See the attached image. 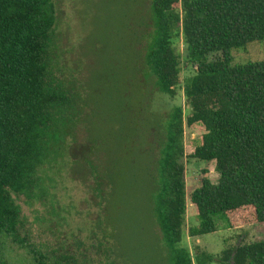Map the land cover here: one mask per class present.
Wrapping results in <instances>:
<instances>
[{"label": "trees", "instance_id": "1", "mask_svg": "<svg viewBox=\"0 0 264 264\" xmlns=\"http://www.w3.org/2000/svg\"><path fill=\"white\" fill-rule=\"evenodd\" d=\"M145 13L146 40L134 55V75L149 77L155 91L174 95L178 36L193 68L180 86L187 111L176 105L161 124L163 139L151 162L150 206L167 264H191V255L179 246L185 210L183 124L200 130L186 157L213 162L217 173L212 182L201 169L198 185L187 194L195 217L188 236L215 231L216 218L225 228L249 219L264 222V56L233 63L230 54L251 41L264 46V0H148ZM54 29L52 0H0V264H8L7 243L22 249L32 264H90L86 247L72 234L71 244L65 236L44 249L32 243L15 201L22 197L26 205L37 202L54 211L48 170L68 159V177L80 183L90 178L99 207L95 246L102 262L95 264H127L124 238L102 211L113 185L108 166L91 163L87 142L77 157L62 146L78 93L56 66ZM197 257V264L213 259L204 251ZM216 262L264 264V240L225 247Z\"/></svg>", "mask_w": 264, "mask_h": 264}, {"label": "rangeland", "instance_id": "2", "mask_svg": "<svg viewBox=\"0 0 264 264\" xmlns=\"http://www.w3.org/2000/svg\"><path fill=\"white\" fill-rule=\"evenodd\" d=\"M52 1L56 66L78 93V109L67 127V133L72 136L67 135L62 146L77 157L79 146L87 142L91 163L98 169L108 166L113 185L109 202L102 203V211L124 238L126 263L167 264L164 245L150 217L151 162L158 155L163 139L162 121L176 105L187 111L180 86L193 68L185 59L181 37H176L173 43L179 55L178 85L174 95H165L155 91L149 77L134 75L138 64L134 55L146 40L141 20L146 18L148 0ZM230 54L233 63L258 61L264 56V46L261 41H251ZM210 58L212 55L207 56ZM199 133L198 127L182 125L184 156L180 161L184 165L185 210L179 246L189 252L191 264L199 262L197 255L201 251L213 256L202 264H218L216 258L223 248L264 240V222L249 219L225 228L223 220L216 218L215 231L188 236L187 228L195 224V217L187 194L198 185L201 169L207 171L210 181L217 178L213 162L186 157ZM69 160L48 170L53 177L54 211L37 202L26 205L22 197L15 201L25 218L29 240L37 247L58 245L64 236L67 244H71L69 234H72L86 247L84 253L89 263H100V251L95 246L99 239L95 225L99 207L88 186L90 178L80 183L68 177ZM3 250L8 264H32L29 255L13 244H5Z\"/></svg>", "mask_w": 264, "mask_h": 264}]
</instances>
